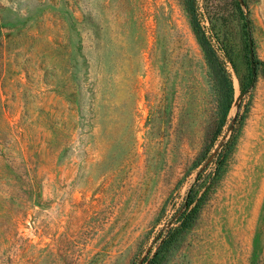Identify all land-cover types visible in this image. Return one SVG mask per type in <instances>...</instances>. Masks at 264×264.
Here are the masks:
<instances>
[{"label":"rangeland","instance_id":"1","mask_svg":"<svg viewBox=\"0 0 264 264\" xmlns=\"http://www.w3.org/2000/svg\"><path fill=\"white\" fill-rule=\"evenodd\" d=\"M196 2L0 0V264H264V0Z\"/></svg>","mask_w":264,"mask_h":264},{"label":"trees","instance_id":"2","mask_svg":"<svg viewBox=\"0 0 264 264\" xmlns=\"http://www.w3.org/2000/svg\"><path fill=\"white\" fill-rule=\"evenodd\" d=\"M189 3L191 4V10H192V15H191V21L193 22L194 26L196 27V32L198 34L200 43L202 45V47L205 50V53L207 56H209V54L211 53V47L207 41V37L204 33L203 30V26L199 23L198 21V13L196 12V0H189ZM210 4H212L210 2ZM216 7V4H213V6L211 7ZM236 6V10L238 11V13L240 15H242V9L240 7V4L238 3V1H236L235 3ZM216 11H214V13L210 12L208 8H206V14L208 15L209 20H211L212 18H221L223 19L226 15H224L225 13H221V15H217L218 13H215ZM219 16V17H218ZM251 59L254 60L255 62V66L257 67V65L260 63V61L255 57V56H251ZM225 158V154L220 156V161L218 162V166H216L214 172L212 173L211 177H210V182H212L215 178V176L218 174L219 171V167L222 164L223 160ZM199 207V198L196 196V193L190 188L188 190V192L185 195V199L183 202V212L184 213L183 217L181 218L180 221V226L181 227H186L189 225V223H191L190 218H193V215L197 212ZM180 227L176 228V229H172L169 228L167 231L162 233V237L159 239V242L156 246V248L154 249V251H152V253L150 255H148L142 262L141 264H160L161 260L164 258L165 253L168 251V249L171 247V245L174 243L176 237H177V232L180 231ZM133 264H135L133 262Z\"/></svg>","mask_w":264,"mask_h":264}]
</instances>
